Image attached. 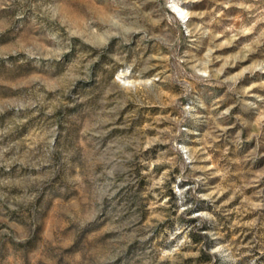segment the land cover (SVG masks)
Returning a JSON list of instances; mask_svg holds the SVG:
<instances>
[{
	"label": "rangeland",
	"instance_id": "1",
	"mask_svg": "<svg viewBox=\"0 0 264 264\" xmlns=\"http://www.w3.org/2000/svg\"><path fill=\"white\" fill-rule=\"evenodd\" d=\"M0 264H264V0H0Z\"/></svg>",
	"mask_w": 264,
	"mask_h": 264
}]
</instances>
